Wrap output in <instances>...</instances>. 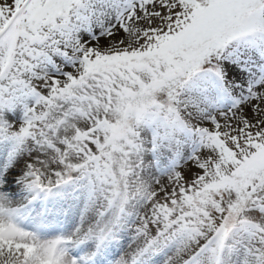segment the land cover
I'll use <instances>...</instances> for the list:
<instances>
[{
  "label": "snow or ice",
  "instance_id": "snow-or-ice-1",
  "mask_svg": "<svg viewBox=\"0 0 264 264\" xmlns=\"http://www.w3.org/2000/svg\"><path fill=\"white\" fill-rule=\"evenodd\" d=\"M0 264H264V0H0Z\"/></svg>",
  "mask_w": 264,
  "mask_h": 264
}]
</instances>
